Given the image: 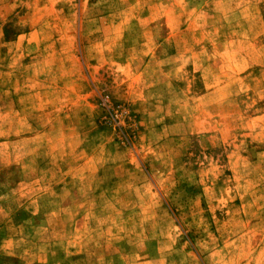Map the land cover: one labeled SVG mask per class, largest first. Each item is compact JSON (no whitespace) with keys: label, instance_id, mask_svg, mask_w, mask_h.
<instances>
[{"label":"rangeland","instance_id":"obj_1","mask_svg":"<svg viewBox=\"0 0 264 264\" xmlns=\"http://www.w3.org/2000/svg\"><path fill=\"white\" fill-rule=\"evenodd\" d=\"M0 264H264V0H0Z\"/></svg>","mask_w":264,"mask_h":264}]
</instances>
